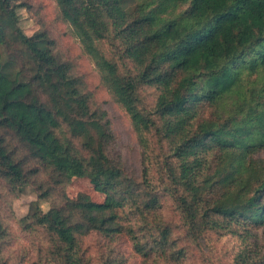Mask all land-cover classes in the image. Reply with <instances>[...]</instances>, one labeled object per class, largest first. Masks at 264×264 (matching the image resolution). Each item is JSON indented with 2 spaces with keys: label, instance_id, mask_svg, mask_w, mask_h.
Listing matches in <instances>:
<instances>
[{
  "label": "trees",
  "instance_id": "trees-1",
  "mask_svg": "<svg viewBox=\"0 0 264 264\" xmlns=\"http://www.w3.org/2000/svg\"><path fill=\"white\" fill-rule=\"evenodd\" d=\"M101 84L128 115L158 181L116 149L108 113L47 28L27 35L19 8L0 0V264L11 226L2 201L32 185L19 219L37 235L40 264H90L83 241L108 240L101 264H183L187 247L162 213L172 200L187 236H237L233 264H264V0H55ZM154 89L150 105L143 91ZM127 162V163H126ZM141 168V169H142ZM88 178L102 202L66 187ZM2 197V198H1ZM100 264V263H99Z\"/></svg>",
  "mask_w": 264,
  "mask_h": 264
},
{
  "label": "rangeland",
  "instance_id": "rangeland-1",
  "mask_svg": "<svg viewBox=\"0 0 264 264\" xmlns=\"http://www.w3.org/2000/svg\"><path fill=\"white\" fill-rule=\"evenodd\" d=\"M21 1L4 0V4L7 8H10ZM26 2L28 6L19 8L20 23L23 31L27 35H32L39 29H48L50 34L57 40V50L66 59L73 61L75 72L83 77L87 87L93 91L95 105H99L107 111L112 131L116 136L114 146L123 155L129 166L133 170L140 171L137 172L138 175L142 174L144 168H142V157L144 159V154H142V148L139 146L128 115L101 84L94 63L83 53L81 45L69 25L56 20L58 9L55 0H25ZM143 93L147 94L148 103L152 105L155 99L154 89H147ZM157 151V149L150 151L149 156L147 153L144 159L145 166L152 171L151 176L154 181H158L159 178V166L156 163V158L152 156ZM66 191L71 197H75L79 192H85L97 202H102L105 199V195L97 191L88 178L74 177L66 187ZM35 201L40 202L41 207L45 211L49 209L50 204L40 200L38 192L29 184L24 186L20 196L13 198L11 210L7 209V206L5 207L7 202L2 201L12 232L7 253L16 260H21L24 257L25 262L23 264L46 262L45 253H40L38 250V241L40 240L36 237L37 235L27 234L22 230L18 222L31 209V205ZM162 213L164 220L173 225V237L179 240V245L187 247L188 256H186L183 264H233V257L240 247V239L237 236L209 232L202 240L196 242L187 236V230L179 213L175 210L172 200L167 196L163 198ZM256 233L260 243L263 244L264 233L262 231H256ZM118 246L128 255L131 264H141V258L134 252L128 239L119 240ZM107 249L108 240L97 233L89 234L83 241V250L90 264H101L102 253Z\"/></svg>",
  "mask_w": 264,
  "mask_h": 264
}]
</instances>
